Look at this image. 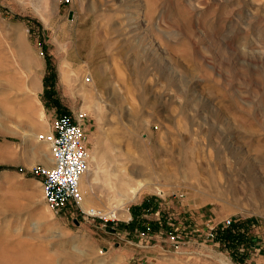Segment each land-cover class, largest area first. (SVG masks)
Segmentation results:
<instances>
[{"label":"rangeland","instance_id":"rangeland-1","mask_svg":"<svg viewBox=\"0 0 264 264\" xmlns=\"http://www.w3.org/2000/svg\"><path fill=\"white\" fill-rule=\"evenodd\" d=\"M77 111L81 207L54 215L31 170L51 166L42 137ZM227 218L243 228L232 242ZM13 242L29 250L14 264H264V0H0Z\"/></svg>","mask_w":264,"mask_h":264},{"label":"built area","instance_id":"built-area-1","mask_svg":"<svg viewBox=\"0 0 264 264\" xmlns=\"http://www.w3.org/2000/svg\"><path fill=\"white\" fill-rule=\"evenodd\" d=\"M85 120L86 114L82 111L59 116L53 123V131L42 137L49 147L51 166L34 167L31 170V173L39 179L47 208L54 215L72 207L80 208V180L89 170V155L84 146L83 126ZM98 212L92 210L88 212V216L98 217L104 222L116 220L114 213L103 215V212ZM236 222L227 218L222 222V227L225 230H230L235 236L239 235L243 233V228H235ZM206 227L209 226L206 224ZM213 230L214 228H210V231ZM169 236L172 242L180 241L178 235L169 234ZM209 236L213 237V234Z\"/></svg>","mask_w":264,"mask_h":264},{"label":"bare ground","instance_id":"bare-ground-1","mask_svg":"<svg viewBox=\"0 0 264 264\" xmlns=\"http://www.w3.org/2000/svg\"><path fill=\"white\" fill-rule=\"evenodd\" d=\"M51 164H52V159H51ZM80 184H81V180H80ZM79 193L81 196L80 186H79ZM81 200H82V198H81ZM81 200H80V202H81ZM80 202H79V207H81ZM90 211H92V210H88V212H90ZM98 213H100V212H98ZM113 213H114V218L116 219V212L115 211H110L107 214L112 215ZM107 214H103V215H107ZM22 243L21 242H13V243H8V244H0V261L5 260L11 264H14V262L17 261L18 259H20L22 256H26L27 252L29 250H25L23 248L24 244H22Z\"/></svg>","mask_w":264,"mask_h":264},{"label":"crops","instance_id":"crops-1","mask_svg":"<svg viewBox=\"0 0 264 264\" xmlns=\"http://www.w3.org/2000/svg\"><path fill=\"white\" fill-rule=\"evenodd\" d=\"M36 83L37 82L35 81V85H36ZM124 217H125V220H123L124 222H122L121 227H118L117 231L115 232L116 234L121 235L122 237H124L125 235H128V233H129L128 227L129 226H130V228H133L134 227V229H132L131 231L134 230V232H136V227H135V225H133V222H132L133 221V218H132L131 214L129 212H127V215L124 214ZM128 221H131L132 225H131V223L129 224ZM110 228L112 229L113 227H110ZM125 242L126 243H130L129 241H125Z\"/></svg>","mask_w":264,"mask_h":264},{"label":"trees","instance_id":"trees-1","mask_svg":"<svg viewBox=\"0 0 264 264\" xmlns=\"http://www.w3.org/2000/svg\"><path fill=\"white\" fill-rule=\"evenodd\" d=\"M223 238H224V241L228 240L229 242H232L235 236L231 235V233H229V231L226 230L225 233L223 234ZM221 239H222V235L219 236L218 240L221 241Z\"/></svg>","mask_w":264,"mask_h":264}]
</instances>
